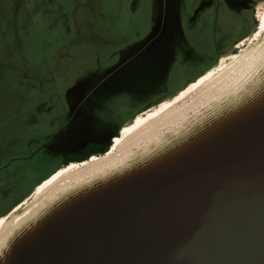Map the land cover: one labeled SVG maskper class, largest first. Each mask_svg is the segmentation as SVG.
<instances>
[{
	"label": "water",
	"instance_id": "95a60500",
	"mask_svg": "<svg viewBox=\"0 0 264 264\" xmlns=\"http://www.w3.org/2000/svg\"><path fill=\"white\" fill-rule=\"evenodd\" d=\"M0 264H264V55L174 127L28 209Z\"/></svg>",
	"mask_w": 264,
	"mask_h": 264
},
{
	"label": "rangeland",
	"instance_id": "374dc122",
	"mask_svg": "<svg viewBox=\"0 0 264 264\" xmlns=\"http://www.w3.org/2000/svg\"><path fill=\"white\" fill-rule=\"evenodd\" d=\"M201 1L209 13L193 11ZM239 1L1 0L13 8L1 15L2 122L9 111L14 124L11 130L26 131V123L40 130L41 125L46 129L51 115L50 121L69 107L75 110L72 121L52 141L53 153L48 150V136L37 138L36 144H46L44 154L57 166L62 160L82 155L89 146L108 145L118 126L131 122L140 111L154 106L152 111L157 113L191 90L219 56H226L220 60L228 59L220 67L219 60L211 69L216 76L264 43V34L255 40L251 34L247 41H241L240 54L231 57L233 43L251 26ZM22 38L27 39L25 45L18 42ZM24 53L31 56L29 62ZM130 124L123 128H130ZM22 143L9 152L17 154L24 147ZM51 166L40 155L25 162L11 161L4 175L15 177L19 184L6 195L14 199ZM36 195L34 190L29 197ZM3 209L0 202V213Z\"/></svg>",
	"mask_w": 264,
	"mask_h": 264
},
{
	"label": "bare ground",
	"instance_id": "6f19581e",
	"mask_svg": "<svg viewBox=\"0 0 264 264\" xmlns=\"http://www.w3.org/2000/svg\"><path fill=\"white\" fill-rule=\"evenodd\" d=\"M259 18L260 28L255 33L253 40L264 34V6L260 10ZM263 55L264 43L253 47L252 50L246 52L217 76L212 70L207 72L198 79V82L191 90L176 101H170L171 104H167L159 112L155 113L150 110L147 113L138 115L134 125L130 126V128H123L120 137L114 139L112 147L103 155L91 156L89 160L84 162L70 163L57 176H54L50 181L39 186L35 197H31L27 200L28 202L26 201L15 207L11 211L9 218H0V241L7 235L13 224L22 214L32 206H35L64 185L67 186L74 180L98 171L100 168L131 153L134 148L149 142L163 131L174 127L175 124L183 120L186 116L196 112L224 92L236 80L251 70ZM227 59H221L219 61V67L220 65H224ZM148 113L154 114L151 115V118L145 119L144 116ZM18 211H22L23 213L21 212L22 214L16 215Z\"/></svg>",
	"mask_w": 264,
	"mask_h": 264
},
{
	"label": "crops",
	"instance_id": "0c3cea01",
	"mask_svg": "<svg viewBox=\"0 0 264 264\" xmlns=\"http://www.w3.org/2000/svg\"><path fill=\"white\" fill-rule=\"evenodd\" d=\"M6 6H7V4L4 6L0 0V24L2 22L1 15L4 13L5 14L9 13L8 11L13 10V8L11 9L9 7H6ZM2 17H3V15H2ZM13 21H14V18H12L11 23ZM26 23H27V21H26ZM6 25H7V23H5V27L7 29ZM2 30H4V28H2V24H1L0 32ZM26 40H27L26 38H22V41H18V42H23L25 45ZM17 50H19V49H17ZM32 54H34V53H30V55H32ZM222 57H226V56H222ZM24 58H25L26 62H29V60L31 59V56L29 58V53H27V54L24 53ZM0 71H2V72L4 71V66H1ZM153 108H154V106L148 107V108L140 111L139 113H137L135 115V117L137 115H140L143 112L152 110ZM2 111H3V109H2V106L0 105V202H2L4 204V209H3L4 211H3V213H0V217H6L9 213H11V211L15 207L21 205L23 202H26L28 199H30L32 196L29 197V195L31 193H33L34 190L37 191V188H39V186H42L44 183H47L48 181H50L52 178L45 182L46 179H48L51 175H53L55 172H57L63 166V163L66 159L62 160V162H60L58 166L53 165L54 161L52 160V158L50 156L44 154V152H45L44 148H45L46 144L43 147L39 146L37 138L40 135H43V137L48 136V138H50L48 150H49V152L53 153L54 148H51L52 141H55L56 137L62 133L61 131L67 126L68 123H70L72 121V118L75 116L74 115L75 110H73L71 107H69L67 112H64L62 114H58L57 116H55L52 119V121H50L51 116H52L51 115L50 119L48 121L49 122L48 125L44 126L46 129H43V125L40 126L41 129H43V130H41V129L40 130H34V127L31 125V123H26L25 124V127L27 129L26 131H23V129H21V128H17V129H15V131L11 130V129H14L13 128L14 124L12 123L13 117H10V114L8 111V114H7L8 116L5 118L3 116L4 120L2 122ZM10 111H13V110L10 109ZM130 123L131 122L124 123V124L118 126V129L123 128ZM52 127H53V129H52ZM111 134H114V131ZM114 137H115V135H112L110 137V140ZM20 141H24V143H22L24 145L23 149L19 150L17 154L10 153L13 150L14 151L17 150V148L20 146L19 145ZM36 143H38V144H36ZM104 146H106V145H104ZM104 146H102V147H104ZM20 147H22V146H20ZM94 147H96V145ZM34 155H40V157L43 158L44 160L45 159H46V161L49 160L52 163L50 170L48 172H46L44 175H42L40 178L35 179L30 184L26 185V189L23 190V192H21L20 194H18L14 199L11 198L10 196L6 195V194L11 192V187H14L15 185L19 184L15 181V177L10 176L8 179V177L6 175H4L7 172H9L8 170H9V167L11 165V161H13L15 159H17L19 161H24V162L29 161L30 158ZM80 156L81 155H79L77 157H71V158L77 159V158H80ZM57 175H55V176H57ZM39 184H41V185H39ZM1 219H3V218H1Z\"/></svg>",
	"mask_w": 264,
	"mask_h": 264
},
{
	"label": "flooded vegetation",
	"instance_id": "af4514ba",
	"mask_svg": "<svg viewBox=\"0 0 264 264\" xmlns=\"http://www.w3.org/2000/svg\"><path fill=\"white\" fill-rule=\"evenodd\" d=\"M240 2V9L243 11V12H245V14H244V16H245V18H246V21L248 22V23H250L251 24V26H250V28L248 29V31H247V34L245 35V36H243V37H241L240 39H238L236 42H234L233 43V45H232V48H231V52L233 53V55H231V57H236L237 55H239L240 54V51H241V47H243L244 46V41L245 40H247L246 38L248 37V36H250L251 34H255V32L258 30V28H259V26H260V18H259V13H260V10H261V8L264 6V0H256V1H253V0H240L239 1ZM235 11H236V9H234ZM193 11L196 13V12H201V13H204L205 11H206V13H209L210 12V9H209V7L207 6V5H205L204 4V2H200L196 7H193ZM235 13V12H234ZM235 24V23H234ZM257 28V29H256ZM254 32V33H253ZM252 35V36H253ZM251 36V37H252ZM241 41H243V42H241ZM240 43H243L241 46H240ZM239 51V52H238ZM238 52V54H236ZM222 56H219L218 58H217V60H216V63L208 70V71H206L204 74H206L207 72H209L212 68H214V66L217 64V62L220 60V58H221ZM203 74V75H204ZM200 77H202V76H200ZM199 77V78H200ZM197 81H198V79H197ZM196 81V82H197ZM196 82L192 85V87L196 84ZM190 84V83H189ZM188 84V85H189ZM187 85V86H188ZM191 87V88H192ZM190 90V89H189ZM161 105V104H160ZM159 105V106H160ZM156 108V107H155ZM154 109V108H153ZM150 111V110H149ZM149 111H146V112H143V113H147V112H149ZM142 114V113H141ZM138 116V115H137ZM136 116V117H137ZM147 116V114L145 115V117ZM136 117L131 121L132 123L130 124L131 126L132 125H134V123H135V119H136ZM129 125V124H128ZM120 130H122L121 128H119L118 130H117V133H116V135H115V137L114 138H112L111 140H110V143L109 144H111L113 141H114V139L115 138H118L119 137V135L121 134V131ZM119 132H120V134H119ZM119 134V135H118ZM118 135V136H117ZM117 136V137H116ZM112 141V142H111ZM112 147V146H111ZM110 147V148H111ZM98 148V147H97ZM99 148H101V147H99ZM109 148V149H110ZM84 155V153L80 156V157H82ZM78 159V158H77ZM41 185V184H40ZM39 186V185H38ZM0 218H2V217H0Z\"/></svg>",
	"mask_w": 264,
	"mask_h": 264
},
{
	"label": "trees",
	"instance_id": "16d2710c",
	"mask_svg": "<svg viewBox=\"0 0 264 264\" xmlns=\"http://www.w3.org/2000/svg\"><path fill=\"white\" fill-rule=\"evenodd\" d=\"M112 146V144H108L104 147H101V148H97V147H94V146H89L85 151H84V155L78 159H72V158H68L64 161L63 163V166L64 165H68L70 163H76V162H81V161H84V160H87L89 157L91 156H98V155H103L104 153H106L109 148Z\"/></svg>",
	"mask_w": 264,
	"mask_h": 264
}]
</instances>
